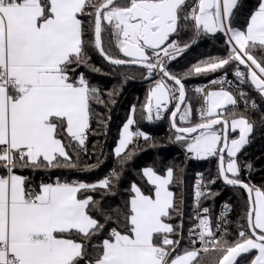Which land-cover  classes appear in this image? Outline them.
Returning a JSON list of instances; mask_svg holds the SVG:
<instances>
[{
  "label": "snow or ice",
  "instance_id": "1",
  "mask_svg": "<svg viewBox=\"0 0 264 264\" xmlns=\"http://www.w3.org/2000/svg\"><path fill=\"white\" fill-rule=\"evenodd\" d=\"M237 5L238 0H193L191 4L188 0H0V264H201L200 254L210 251L221 254L216 264H264V190L240 179L236 159L254 132L253 122L235 111L239 101L248 107V95L240 91L238 99L227 90L224 86H232V81L226 74L210 81L220 86L218 90L195 88L203 103L199 122L191 124L192 109L182 82L193 74H213L236 62V80L250 83L264 99V0H259L246 30L233 27ZM82 16L89 17L87 46L109 65H137L149 80L160 76L148 90L145 118L152 122L155 113V120H160L175 103L169 117L175 141L183 142L191 159L218 157V178L248 193L247 230L241 225L236 240L223 239L226 232L219 239L216 236L227 223L229 205L223 206L215 231L209 209H201L202 199L216 195L205 190L202 174H197L193 194L197 223L189 231L192 246L182 252L177 251L181 239L173 238L181 237L182 224L170 222L174 214L182 215L169 187L175 180L172 168L165 175L151 167L142 169L152 195L132 183L130 199L117 210V227L101 243L92 241L105 224L90 214L93 208L101 211L99 201L87 193H111L113 178L119 179L115 169L95 183L57 179L41 182L38 189L17 174L16 169H78L81 152L87 153L91 104L102 101L99 89L89 84L84 73H77L81 66L100 71L88 62ZM181 21L185 26L192 22L195 37L223 33L227 56L200 61L183 77L171 73L167 64L191 46L170 39L178 33ZM106 30H110L108 48ZM113 44L120 56L110 54ZM114 94L108 93L109 97ZM250 107L256 110L257 105L252 102ZM177 117L181 125L189 126L178 125ZM134 122L135 106L119 132L113 151L118 159L131 158L129 145L134 138L150 139L142 131L130 130ZM237 131L238 138L229 139V132ZM97 166L85 164L84 170ZM104 219L112 217L105 214Z\"/></svg>",
  "mask_w": 264,
  "mask_h": 264
},
{
  "label": "trees",
  "instance_id": "2",
  "mask_svg": "<svg viewBox=\"0 0 264 264\" xmlns=\"http://www.w3.org/2000/svg\"><path fill=\"white\" fill-rule=\"evenodd\" d=\"M99 3L100 0H95ZM126 0L118 3H124ZM193 0H188L191 4ZM259 0H238L235 16L233 17V27L238 30H246L247 20L258 7ZM92 11V9H88ZM85 35V49L88 53L89 64L100 69L99 72L91 71L88 67L81 66L77 73H84L89 84L99 89L102 102L93 101L91 104L92 116L90 120V129L87 134V153L81 152L78 169L57 168L50 170H37L33 172L30 169L21 171L16 169L17 174L28 178V185L31 188H37L41 182L55 183L57 179L61 182L80 181L86 183H95L106 176H109L113 169L119 174V179L113 178L112 192L103 194L102 190L92 195L99 201V208L91 209L90 214L105 224V228L99 236L93 237V243H101L107 238L108 232L112 227H117V210L123 209L126 202L131 197L130 187L136 183L141 190L152 195V186H150L142 175V169L151 167L157 174L165 175L168 168L174 169L175 180L171 184L170 190L175 193L177 207L181 209L184 215L182 228L180 229L182 242L177 249L182 252L184 248L190 247L189 231L191 229V200L193 197V187L195 174L201 172L206 182L210 179H216L214 184L207 183L208 190L216 195L212 198L203 199V205L212 212L216 211L225 204L230 207V216L227 226V233L223 239L229 243L236 240L240 226L243 225L247 230L245 213L248 208L247 196L242 189L229 188L225 186L218 178V157H211L205 161L194 160L186 167L183 163L182 150H185L183 142L175 141V133L167 130V118L160 120L153 118L149 122L143 113V106L146 102V96L149 88L157 79L156 75L151 80L144 78V69L138 67H119L115 68L107 64L97 52L87 46V41L91 39L89 31V17L82 16ZM107 28V26H106ZM194 27L191 21L185 26L181 21V26L170 39L177 41L181 46L190 44L191 46L176 60L169 62L168 70L177 76H184L193 65L200 61H206L215 57H226L228 54L227 37L223 33L215 35L201 34L194 39ZM105 46L108 48L110 40V30L104 33ZM110 54L120 56L114 44L110 48ZM259 57V53H256ZM237 63L233 62L226 69L209 75H191L182 80L187 93V103L192 109L191 124L199 122L200 115L197 110L202 105L203 100L197 98L192 92V88L198 85H204L211 80L226 74L227 77H234V71ZM75 67V65H73ZM241 71H245L243 65H239ZM169 83V82H168ZM171 84V83H169ZM248 95V107L243 101H239L236 106V114L244 115L254 124V132L250 136V142L241 150L237 156L240 167V179L256 188L264 190V99L253 91L249 83L243 85ZM209 89H217L210 87ZM207 89V90H209ZM114 92L112 97L108 93ZM238 99L239 95L234 94ZM114 101V102H112ZM255 102L256 110H252L250 105ZM135 106V122L131 126V131H142L150 137L149 140L143 138H134L133 143L129 145V151H132L131 158L126 156L116 158L113 154L114 148L119 140V132L126 122L132 107ZM175 103L172 104V110ZM176 122L181 125L179 119ZM220 126H217L219 129ZM237 133L229 132V139L236 138ZM67 144V139L64 140ZM73 160L76 159L72 149H68ZM227 160V156L225 153ZM85 164L98 165L92 170H84ZM251 165L249 169L247 166ZM181 201L183 202L181 204ZM103 213V214H102ZM110 215L112 220L105 221L104 215ZM122 219V218H121ZM173 225L181 224V216L174 214V219L170 221ZM119 230L123 231L120 227ZM177 239L179 237H173ZM219 252L210 251L207 254L201 253V264H216L220 257ZM254 255V253H252Z\"/></svg>",
  "mask_w": 264,
  "mask_h": 264
},
{
  "label": "built area",
  "instance_id": "3",
  "mask_svg": "<svg viewBox=\"0 0 264 264\" xmlns=\"http://www.w3.org/2000/svg\"><path fill=\"white\" fill-rule=\"evenodd\" d=\"M196 38H197V37L194 36L193 41H195ZM178 57H179V56H178ZM178 57H177V58H178ZM168 64H169V63H168ZM168 64H167V65H168ZM223 76H224V75H223ZM156 77H157V79H160V76H159V75H156ZM217 78H219V77H217ZM217 78H215V79H217ZM226 78H227L229 81H232V86H229V85H225V86H224L227 90H229V91H231L233 94H237V95H239V92H240V91H243V92L247 93V91L244 90V88H243V85H244V84H240V83L236 80L235 76H234V77H227V76H226ZM198 87L207 90V89H209L210 87H216V88H219L220 86H219V85H215V86H213V85L210 84V82H208V83H205L204 85H198V86L193 87V88H192V92L194 93V95H195L197 98H201V99H202V97H198V96L196 95V93L194 92V89H195V88H198ZM172 104H173V103H172ZM172 104H170V105L168 106V111H165V112L163 113V117L168 118V117L170 116V113H171V111H172ZM201 106H202V105H201ZM201 106L198 107V109H197L198 111H199V109L201 108ZM154 117H155V113H153V118H154ZM181 152H182V155H183V163H184V166H185V167H186L187 165H189L192 161L195 160V159H191V158H189L190 154H186L185 150H182ZM197 174H202V173H201V172H197V173L195 174L194 187H193V194H194L195 181H196V179H197ZM202 176H203V178H204V175H203V174H202ZM204 182H205V184H206V188H205V190L208 191L207 182H206L205 178H204ZM200 207H201V209L205 207V206L203 205V199L201 200V205H200ZM222 211H223V206H221L220 208H218V209H217L216 211H214V212H212V211L209 209L208 216H209V219H210V221H211V223H212V227H213V230H214V231H215V225H216V223H217V218L220 216V213H221ZM190 212H191V222H192L191 229H193V228L195 227L196 223H197V221L194 219L193 197H192V200H191V208H190ZM229 216H230V211L228 212L227 217H226L227 223L224 224V225L222 226L220 232H217V233H216V236H217L218 239L221 237V232H226V233H227V226H228V222H229ZM183 220H184V215L182 214V215H181V224H182V221H183ZM191 229H190V230H191ZM225 235H226V234H225ZM225 235H224V237H225ZM224 237H223V238H224ZM179 238H180L181 241H182V238H181V237H179ZM191 246H192V245H190V247H191ZM195 247L199 248V247H200V244L197 242V243L195 244Z\"/></svg>",
  "mask_w": 264,
  "mask_h": 264
},
{
  "label": "water",
  "instance_id": "4",
  "mask_svg": "<svg viewBox=\"0 0 264 264\" xmlns=\"http://www.w3.org/2000/svg\"><path fill=\"white\" fill-rule=\"evenodd\" d=\"M120 1H123V0H116V2L118 3V2H120ZM175 35V34H174ZM173 35V36H174ZM172 36V37H173ZM171 38V37H170ZM102 58V57H101ZM103 59V58H102ZM106 62V61H105ZM107 63V62H106ZM108 64V63H107ZM121 67H123V66H121ZM124 67H138V68H141V67H139V66H137V65H124ZM143 69V68H142ZM166 79V78H165ZM169 83H171L172 84V82L171 81H168ZM173 110H175V107H174V109ZM172 110V111H173ZM177 119V118H176ZM169 122H170V119H169ZM170 127H171V124H170ZM171 130H172V132H174V130L171 128ZM175 133V132H174ZM222 181V180H221ZM222 183H223V181H222ZM224 184V183H223ZM225 185V184H224ZM225 186H227V185H225ZM227 187H229V188H237V189H242L244 192H245V194H246V196H247V202H248V193L243 189V188H240V187H232V186H227Z\"/></svg>",
  "mask_w": 264,
  "mask_h": 264
},
{
  "label": "crops",
  "instance_id": "5",
  "mask_svg": "<svg viewBox=\"0 0 264 264\" xmlns=\"http://www.w3.org/2000/svg\"><path fill=\"white\" fill-rule=\"evenodd\" d=\"M250 84V83H249ZM251 85V84H250ZM252 87V86H251ZM219 88H217V89H210V90H218ZM252 89H253V91H255L254 90V88L252 87ZM256 92V91H255ZM178 119H179V117H177ZM217 130H219V129H217ZM237 133V136H236V138H238V136H239V133H238V131L236 132ZM118 143V142H117ZM117 145V144H116ZM116 147V146H115ZM115 149V148H114ZM211 158V157H210ZM209 159V158H208ZM208 159H205V160H208ZM195 160H197V159H195ZM205 160H200V161H205ZM226 166V165H225ZM151 186V185H150ZM253 198H254V193H253Z\"/></svg>",
  "mask_w": 264,
  "mask_h": 264
},
{
  "label": "rangeland",
  "instance_id": "6",
  "mask_svg": "<svg viewBox=\"0 0 264 264\" xmlns=\"http://www.w3.org/2000/svg\"><path fill=\"white\" fill-rule=\"evenodd\" d=\"M169 117H170V116H169ZM169 117L167 118V123H168V128H167V130L172 131V130H171V127H170ZM198 161H200V160H198Z\"/></svg>",
  "mask_w": 264,
  "mask_h": 264
}]
</instances>
